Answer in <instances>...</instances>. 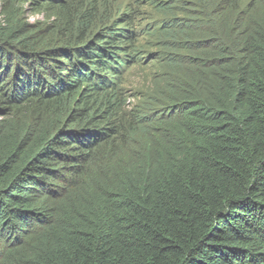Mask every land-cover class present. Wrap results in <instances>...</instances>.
Listing matches in <instances>:
<instances>
[{"label": "trees", "instance_id": "obj_1", "mask_svg": "<svg viewBox=\"0 0 264 264\" xmlns=\"http://www.w3.org/2000/svg\"><path fill=\"white\" fill-rule=\"evenodd\" d=\"M71 1L0 0V264H264V0L185 2L132 111L130 11Z\"/></svg>", "mask_w": 264, "mask_h": 264}, {"label": "rangeland", "instance_id": "obj_2", "mask_svg": "<svg viewBox=\"0 0 264 264\" xmlns=\"http://www.w3.org/2000/svg\"><path fill=\"white\" fill-rule=\"evenodd\" d=\"M195 0H73L70 3L73 17L82 13V9L94 5L100 12L105 9L111 11H130L131 25L139 36L137 46L143 53L141 60L133 65L127 73L123 89L127 96L128 107L126 110H138L139 106L146 103L148 96L154 95L159 87L164 84L166 67L156 60H151L149 55L158 53L159 56L166 47L164 31L174 16H182L181 6L185 2ZM243 2H246L244 0ZM115 13V12H113ZM70 14V13H69ZM63 15L56 9H39L27 4L23 5L19 20L26 24H37L44 28L60 23ZM0 24H4V17L0 15ZM50 29V28H49Z\"/></svg>", "mask_w": 264, "mask_h": 264}]
</instances>
